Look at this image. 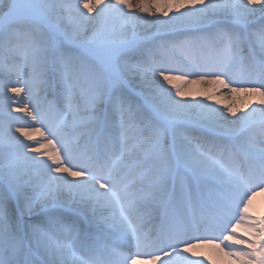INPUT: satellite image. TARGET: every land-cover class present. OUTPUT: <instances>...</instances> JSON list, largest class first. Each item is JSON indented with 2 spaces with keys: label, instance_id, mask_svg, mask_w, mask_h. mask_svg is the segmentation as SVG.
Here are the masks:
<instances>
[{
  "label": "snow or ice",
  "instance_id": "obj_1",
  "mask_svg": "<svg viewBox=\"0 0 264 264\" xmlns=\"http://www.w3.org/2000/svg\"><path fill=\"white\" fill-rule=\"evenodd\" d=\"M260 193L264 0H0V264H264Z\"/></svg>",
  "mask_w": 264,
  "mask_h": 264
},
{
  "label": "bare ground",
  "instance_id": "obj_2",
  "mask_svg": "<svg viewBox=\"0 0 264 264\" xmlns=\"http://www.w3.org/2000/svg\"><path fill=\"white\" fill-rule=\"evenodd\" d=\"M194 76L189 77L190 80L193 79ZM194 83L192 84H188L186 87V91H192V89H195V100H205L206 103H211L213 104L214 107H223L222 104H216L217 100H223V102L225 104H232L234 102L233 97L229 96L226 92V90L224 89H219L216 90L214 89V86H210V85H199V86H193ZM209 89H213L214 92V99L212 101H207L205 99V96L203 95H199L198 93H205L208 92ZM208 94H212V93H208ZM188 99H193V97H188ZM245 98L243 96H237L235 98V103L240 106L244 103ZM243 110V109H242ZM20 116H22V114H20ZM18 124H25L27 123V119L23 118L20 121L17 122ZM254 207H256L257 209H261L264 208V194L263 195H258L256 197V200L254 201ZM214 257L215 260H220L222 259L221 255L219 254V252L214 253Z\"/></svg>",
  "mask_w": 264,
  "mask_h": 264
},
{
  "label": "rangeland",
  "instance_id": "obj_3",
  "mask_svg": "<svg viewBox=\"0 0 264 264\" xmlns=\"http://www.w3.org/2000/svg\"><path fill=\"white\" fill-rule=\"evenodd\" d=\"M199 85H209V84H205V83L193 84V86H199ZM191 92L195 93V89H192ZM16 115L20 116V114H16ZM204 259L206 264H225V261L223 259L215 260L214 253H209L206 257H204Z\"/></svg>",
  "mask_w": 264,
  "mask_h": 264
}]
</instances>
